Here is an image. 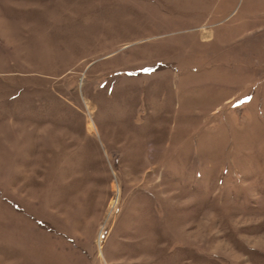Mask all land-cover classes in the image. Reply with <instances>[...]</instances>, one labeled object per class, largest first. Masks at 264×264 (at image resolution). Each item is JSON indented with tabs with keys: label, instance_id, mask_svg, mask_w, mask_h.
Wrapping results in <instances>:
<instances>
[{
	"label": "rangeland",
	"instance_id": "1",
	"mask_svg": "<svg viewBox=\"0 0 264 264\" xmlns=\"http://www.w3.org/2000/svg\"><path fill=\"white\" fill-rule=\"evenodd\" d=\"M0 264H264V0H0Z\"/></svg>",
	"mask_w": 264,
	"mask_h": 264
},
{
	"label": "bare ground",
	"instance_id": "2",
	"mask_svg": "<svg viewBox=\"0 0 264 264\" xmlns=\"http://www.w3.org/2000/svg\"><path fill=\"white\" fill-rule=\"evenodd\" d=\"M92 125V124H91Z\"/></svg>",
	"mask_w": 264,
	"mask_h": 264
}]
</instances>
